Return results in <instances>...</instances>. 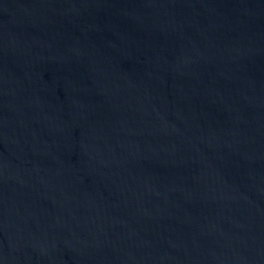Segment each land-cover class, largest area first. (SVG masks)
<instances>
[{"label": "water", "instance_id": "water-1", "mask_svg": "<svg viewBox=\"0 0 264 264\" xmlns=\"http://www.w3.org/2000/svg\"><path fill=\"white\" fill-rule=\"evenodd\" d=\"M0 264H264V0H0Z\"/></svg>", "mask_w": 264, "mask_h": 264}]
</instances>
